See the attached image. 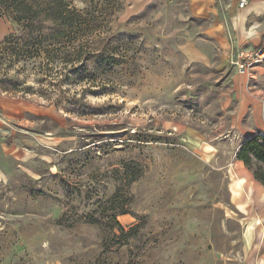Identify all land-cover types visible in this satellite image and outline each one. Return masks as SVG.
<instances>
[{
	"label": "rangeland",
	"instance_id": "374dc122",
	"mask_svg": "<svg viewBox=\"0 0 264 264\" xmlns=\"http://www.w3.org/2000/svg\"><path fill=\"white\" fill-rule=\"evenodd\" d=\"M66 2L93 20L82 61L0 69L31 88L0 94L19 107L4 128L37 138L0 184V264H259L262 218L235 190L253 133L221 110L225 70L195 59L187 0ZM15 28L2 16L0 42Z\"/></svg>",
	"mask_w": 264,
	"mask_h": 264
},
{
	"label": "crops",
	"instance_id": "0c3cea01",
	"mask_svg": "<svg viewBox=\"0 0 264 264\" xmlns=\"http://www.w3.org/2000/svg\"><path fill=\"white\" fill-rule=\"evenodd\" d=\"M238 3L239 0H187V16H191L197 24L191 45L197 61L204 65H212L214 58L217 60V66L225 70L224 76L229 85L226 88L221 110L224 114H229L231 128L253 133L252 135L264 134V66L255 65L245 73H237L230 64V59L238 51L264 48V0H248L247 5L243 7H239ZM23 106L27 109L24 104ZM16 107L19 108L9 99L0 97V114H2L0 131L5 132L9 137L14 136L13 140H15L13 144L7 143L1 136L0 184L5 183L10 177V163L18 166L21 160L32 158L34 154L29 153L27 148H34L37 145V138L15 136L13 132L4 128L3 117L6 109ZM9 137L7 139H10ZM19 151L23 152L21 157L13 155ZM239 170L236 196L240 198L241 194H247L248 204L252 210H256L253 211L254 214L259 219L262 218L260 223L264 228L262 195L264 187L254 178L251 170L245 171L241 166ZM246 185H253L258 194L255 204H253L254 200H251L252 194L247 192ZM237 206L239 207L238 203ZM260 259L258 263L264 264V253Z\"/></svg>",
	"mask_w": 264,
	"mask_h": 264
},
{
	"label": "trees",
	"instance_id": "16d2710c",
	"mask_svg": "<svg viewBox=\"0 0 264 264\" xmlns=\"http://www.w3.org/2000/svg\"><path fill=\"white\" fill-rule=\"evenodd\" d=\"M7 13L12 15L16 28L0 42V69L12 70L37 59L46 66L57 61L66 67L82 61L78 52L88 44L85 32L93 24L91 13L77 11L66 0H0V18ZM3 75L0 94H29V86L19 90L8 73ZM236 159L264 187V170L261 166L252 169V165L264 166V134L246 138Z\"/></svg>",
	"mask_w": 264,
	"mask_h": 264
},
{
	"label": "built area",
	"instance_id": "2783aa9c",
	"mask_svg": "<svg viewBox=\"0 0 264 264\" xmlns=\"http://www.w3.org/2000/svg\"><path fill=\"white\" fill-rule=\"evenodd\" d=\"M248 0H239L238 6L247 5ZM230 64L237 73H245L255 65L264 66V48L238 51L231 59Z\"/></svg>",
	"mask_w": 264,
	"mask_h": 264
}]
</instances>
